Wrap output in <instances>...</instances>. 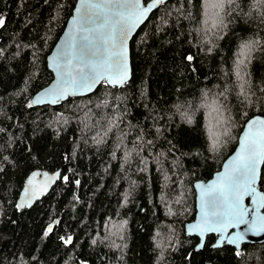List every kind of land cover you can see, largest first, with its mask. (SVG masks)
<instances>
[{
  "label": "trees",
  "instance_id": "1",
  "mask_svg": "<svg viewBox=\"0 0 264 264\" xmlns=\"http://www.w3.org/2000/svg\"><path fill=\"white\" fill-rule=\"evenodd\" d=\"M76 2L0 0V264H264V243L211 235L201 253L186 235L195 182L264 116V0H169L131 40L126 85L29 107ZM36 169L69 179L18 209Z\"/></svg>",
  "mask_w": 264,
  "mask_h": 264
},
{
  "label": "water",
  "instance_id": "2",
  "mask_svg": "<svg viewBox=\"0 0 264 264\" xmlns=\"http://www.w3.org/2000/svg\"><path fill=\"white\" fill-rule=\"evenodd\" d=\"M169 0H165L167 3ZM109 0H77L75 8L72 12V15L69 17L67 24L53 47L52 51L47 57V65L49 70L53 74L52 81L44 88L39 90L32 98V101L37 98H42L43 102L39 104H33L34 107L42 106H58L63 102L67 101L70 97H83L93 94L102 83L109 84L113 87H121L126 85L132 77V64H131V40L139 29L146 23L150 18L151 14L157 9L149 12L144 19L137 23L136 27L133 28L129 34L123 50L120 46V28L121 24L116 23L115 21L118 17L114 14L116 9H98L95 6L100 4H107ZM115 3L125 4L131 3L132 0H113ZM151 2V0H149ZM144 6V0H141V7ZM161 5H159L160 7ZM158 7V9H159ZM123 11L125 16L128 15L131 9ZM87 13L88 22L86 25L87 31H81V18L84 14ZM102 15L104 24H101L98 21V17ZM105 34H110L111 41L104 39ZM87 36V42H85L84 37ZM87 49L86 55H81V48ZM62 51H68L70 55L65 58L61 55ZM126 61V64L121 63V52ZM75 55H71V53ZM126 67L127 70V80L123 85H112L108 82L107 77L115 76L119 72L124 71ZM90 71L95 72L99 77L97 82L93 84L90 90H80L77 89L74 91V85L68 83L67 81H62L60 73L64 72L68 77L74 78L76 81H79L82 76L87 75ZM60 89H66L67 94L63 98L58 99L56 103H51V100L55 98ZM47 93H52L48 95ZM256 118L264 120V116L256 115L250 118L240 136L236 149L234 152L224 161L222 167L217 171L211 179L208 181L198 180L195 182L196 189V216L195 219L186 224V235L187 236H196L199 238V243L196 246L198 252L203 253L207 239L211 235L217 237L215 243L212 245L213 248H222L224 245H229L236 248L238 251L242 250L244 244H262L264 243V227L261 228L259 234L255 231H248L249 225L238 224L236 225L233 222L234 226L228 227L226 233H220L215 231H204L203 235L199 231L195 230L192 226L200 224L202 222V209H201V200L202 194L205 193L210 186L216 184L222 174L229 172L232 168L235 167L237 163V157L241 154L242 143L245 139V133L251 132L256 134L260 125H254L251 129L249 128V123ZM264 166V160L261 161L260 165L257 168V180L254 185L257 193V198L260 195L264 194L259 187L261 178H262V169ZM56 173L62 175V170L49 171L36 169L33 170L26 178L24 186L20 192L18 204H24L25 208H31L38 201L42 200L53 187L57 184L60 177H56ZM32 180L33 183L30 186L28 181ZM45 185H47L46 190H43ZM31 187L34 190L35 195L31 199L25 197V189ZM243 206L250 210L249 215L246 217L251 220L253 215L251 209L255 207L253 203V198L246 195L243 199ZM210 213L212 211V206L209 205L207 209ZM258 214L264 216V208L258 210ZM242 235L243 239L239 241L238 245H233L227 243L228 239H231L235 236ZM221 236H223L224 242H221ZM198 264H211L206 260L205 257H202Z\"/></svg>",
  "mask_w": 264,
  "mask_h": 264
},
{
  "label": "snow or ice",
  "instance_id": "3",
  "mask_svg": "<svg viewBox=\"0 0 264 264\" xmlns=\"http://www.w3.org/2000/svg\"><path fill=\"white\" fill-rule=\"evenodd\" d=\"M231 2V0H229ZM165 3V0H144V6L141 7V0H132L131 3H115L113 0H109L107 4L96 5L98 9H116L114 13L118 19L116 23L121 24L120 28V46L123 50L125 42L133 30L146 15L154 9H158L159 5ZM212 7H223V3H214ZM120 9H131L128 15L125 16L123 11ZM102 15L98 17V21L104 24ZM88 22L87 13L81 18V31H87L86 25ZM5 23L4 19L0 17V26ZM87 36L84 37L85 42H87ZM104 39L111 41L110 34H105ZM245 49H250V44L244 45ZM81 55L87 54L86 48H81ZM61 55L67 58L70 53L68 51H62ZM75 55V53H71ZM121 63L126 64L123 51L121 52ZM188 60H192L193 57L188 56ZM243 63V61H241ZM127 70L126 67L124 71L119 72L115 76L107 77L108 82L112 85H123L127 80ZM62 81H67L68 83L74 85V91L80 90H90L97 82L99 78L95 72L90 71L87 75L82 76L79 81L74 78L68 77L64 72L60 73ZM51 95L52 93H47ZM66 89H60L58 94L51 103H56L58 99H61L66 95ZM42 98H37L29 104L32 107L33 104L42 103ZM254 125H260V129L256 134L251 132L245 133V139L242 143L241 154L237 157V163L234 168L229 172L221 175L220 180L209 187V189L202 194L201 209H202V222L192 227L199 231L203 235L204 231H215L220 233H226L228 227L236 225L246 224L249 225L248 231H255L259 234V231L264 227V216L258 214L260 208H264V194L257 198L256 189L254 187L257 180V168L261 161L264 160V120L256 118L249 123V128L251 129ZM100 141H97L99 143ZM215 147V144H214ZM56 177H60V173H56ZM67 181L69 178L67 176L60 177ZM31 186L33 181L30 179L28 181ZM79 184V181H75ZM47 185H45L43 190H46ZM35 195V192L31 187L25 189V197L31 199ZM248 195L253 198L254 208L251 209V213L254 214L251 220L246 217L249 215L250 210L243 206V199ZM209 205L212 206L211 213L207 210ZM16 207L22 208L24 204H17ZM58 223V221L54 222ZM53 231V226L50 224L47 228V233ZM243 239L242 235L235 236L227 240V243L238 245L239 241ZM72 242L71 237L64 240V243L70 244ZM221 242H224L223 236H221ZM238 255L240 253H237Z\"/></svg>",
  "mask_w": 264,
  "mask_h": 264
}]
</instances>
